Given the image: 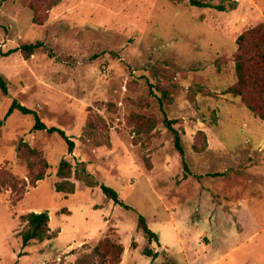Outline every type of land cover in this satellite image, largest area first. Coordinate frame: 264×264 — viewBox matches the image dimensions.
<instances>
[{
    "label": "rangeland",
    "instance_id": "1",
    "mask_svg": "<svg viewBox=\"0 0 264 264\" xmlns=\"http://www.w3.org/2000/svg\"><path fill=\"white\" fill-rule=\"evenodd\" d=\"M224 1L235 9L190 0L3 3L0 174L20 182L0 187V264H80L106 238L122 245L121 264H264V122L223 94L236 81L238 38L264 24V0ZM38 43L30 57L19 50ZM14 100L63 130L74 152L34 130L32 115L5 120ZM62 160L73 170L83 163L98 186L73 175L75 193L56 192ZM33 212L48 213L54 238L23 247L22 217ZM140 216L159 242L145 237Z\"/></svg>",
    "mask_w": 264,
    "mask_h": 264
},
{
    "label": "trees",
    "instance_id": "2",
    "mask_svg": "<svg viewBox=\"0 0 264 264\" xmlns=\"http://www.w3.org/2000/svg\"><path fill=\"white\" fill-rule=\"evenodd\" d=\"M5 1L6 0H0V9ZM190 4L193 7L213 9L219 12H225L228 9L233 10L236 6L234 1L227 4L224 0H221L217 4L213 3L211 0H190ZM40 46V43L23 45L19 50L26 57H30ZM237 46V51L234 55L236 81L232 86L227 88L223 94L239 98L249 111L264 122V24L243 33L237 40ZM0 89L4 94H7V84L1 74ZM15 112H20L23 115H32L35 119L34 130L46 131L49 134L60 136L67 144L68 152L70 154L74 152V142L63 130L55 127H48L41 121L35 111L19 104L15 100L8 109L5 120ZM165 124L167 128L173 130V121L166 120ZM175 146L184 159L185 152L177 134L175 136ZM29 166L32 167L31 164H29ZM73 175L77 180H83L88 187L92 188L98 186L92 176L86 172V167L83 163L80 164L79 168L73 170L72 165L68 161L62 160L58 169V177L62 182L56 184V192L67 195L74 194L75 184L70 181ZM42 180H44L43 171L34 177L33 182L36 183ZM19 182L20 181L8 171L0 174L1 188L14 191ZM100 188L107 199L113 201L116 205L127 209L129 208L120 200L119 194L116 191L104 184H101ZM22 221L25 223V227L20 233L23 247L29 246L32 242L42 243L54 238L49 227L50 217L48 213H29L22 217ZM139 228L144 232L145 237L150 243L159 242L158 235L149 229L145 218L142 216L139 217ZM148 252L149 255H152L151 251ZM123 253L124 249L122 245L116 244L106 238L101 240L94 248L92 254L88 256V258L92 260L86 261V259H83L80 264H121Z\"/></svg>",
    "mask_w": 264,
    "mask_h": 264
}]
</instances>
